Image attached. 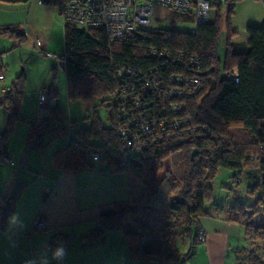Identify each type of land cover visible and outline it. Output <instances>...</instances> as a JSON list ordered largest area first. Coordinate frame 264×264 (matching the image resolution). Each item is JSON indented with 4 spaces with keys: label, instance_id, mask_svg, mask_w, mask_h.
Masks as SVG:
<instances>
[{
    "label": "trees",
    "instance_id": "obj_1",
    "mask_svg": "<svg viewBox=\"0 0 264 264\" xmlns=\"http://www.w3.org/2000/svg\"><path fill=\"white\" fill-rule=\"evenodd\" d=\"M238 1L225 0L222 6L212 4L214 16L208 24L194 26L189 18L174 13L182 22L192 23L190 33L137 30L110 46L102 29L63 26L64 51L60 56L64 57L61 70L66 99L69 103L85 104L99 101V107L108 109L110 127L103 128L93 116L88 129L76 132L66 148L52 154V168L75 174L100 165L111 174H124L129 188L138 185L142 189L137 200L116 202L102 211L83 239L96 241L118 231L132 261L186 264L198 244L196 236H192L198 232L196 221L209 215L205 204L211 202V185L217 171L255 166L260 177L248 189L251 194L260 193L254 206L216 205L212 210L216 214L225 211L227 220L241 226L245 249L239 251L246 253V261L239 263L237 258L235 264H264V19L260 26L245 29L246 42H232L236 33L229 29V18ZM221 8L225 9L227 29L223 57L219 59L216 39ZM150 49L158 54L166 50L171 57L181 53L186 60L195 57L198 67L183 68L158 56L151 57ZM4 54L0 53V76L4 71ZM150 69L159 76L195 77L202 81V88L182 101L188 117L184 130L167 142L131 156L118 136L117 75L120 70L148 74ZM24 86L25 78L20 75L0 102V109L7 114L5 131L0 134V164L5 163L4 146L19 120ZM51 88L53 85L47 93L55 94ZM108 100H113L110 107L106 105ZM70 127L72 123L68 124ZM64 136L65 120L58 108L53 107L44 118L28 125L24 147L26 151L42 152L52 139ZM92 148L100 152L93 166L87 155ZM166 161L169 170L163 169ZM27 185L0 198V229ZM150 215L153 226L145 224ZM151 233L155 237L149 239ZM184 237L192 239L187 251L180 253L177 243Z\"/></svg>",
    "mask_w": 264,
    "mask_h": 264
},
{
    "label": "crops",
    "instance_id": "obj_2",
    "mask_svg": "<svg viewBox=\"0 0 264 264\" xmlns=\"http://www.w3.org/2000/svg\"><path fill=\"white\" fill-rule=\"evenodd\" d=\"M63 51V25L55 0H0V53H5L2 56L4 71L0 102L15 78L23 75L21 118L25 117L24 101L29 93L33 96L32 110L35 108L40 114L52 109L57 98L51 91L42 110H38V94L47 89L43 88V81L35 84L32 90L30 72L25 75V71L28 72L26 64L33 59V64L46 66L47 71H44L47 73L51 62L45 54L60 56ZM11 64L13 68L9 69ZM57 70L50 68L52 74ZM35 112L27 121L35 118ZM6 120V112L0 109V134L5 131ZM27 131L28 126L25 130L16 126L4 146V166L9 169V174L3 180L0 178V198L10 196L21 185H28L12 213L19 215L23 227H11L8 219L0 230V264H44L45 257L48 264H57L51 258L53 249L48 247L55 236L66 240L69 247L61 264H154L130 260L125 240L119 232H109L96 241L83 239L94 228L102 211L113 203L126 202L128 196L140 197L142 189L129 188L124 174H111L100 165L75 174L56 171L51 165L53 153H49V167H44V151L36 154L25 150ZM16 137L22 139L17 149L13 147ZM30 189L34 191L29 192ZM52 189H55L54 193L45 194L46 190ZM209 214L196 221V229L205 233V242L196 245L186 264H235L239 249L244 247L241 226L227 220L225 211ZM37 217L46 222L47 228L41 233H30ZM191 239L188 238L189 243Z\"/></svg>",
    "mask_w": 264,
    "mask_h": 264
},
{
    "label": "built area",
    "instance_id": "obj_3",
    "mask_svg": "<svg viewBox=\"0 0 264 264\" xmlns=\"http://www.w3.org/2000/svg\"><path fill=\"white\" fill-rule=\"evenodd\" d=\"M224 2L225 0H55V7L63 26L69 24L79 30L102 29L110 46L131 32L151 30L156 6L185 16L196 26L210 23L214 16L212 4L222 6ZM259 2L264 5V0ZM149 55L172 61L183 68L187 65L190 68L198 67L195 57L186 60L181 53H175L171 57L166 50L158 54L150 49ZM45 56L53 68L63 69L64 57L51 53H46ZM152 71L150 69L148 74H135L130 70H120L117 75L120 84L116 99L120 121L118 136L124 149L130 150L131 156L140 155L148 148L167 142L179 134L180 130H184L188 117L182 101L196 95L202 88V81L195 77L182 74L159 76ZM232 74L236 82L235 70ZM48 98L46 90L39 92V111ZM87 155L91 166L100 158V152L93 148L88 150ZM7 164L10 165V161ZM54 191L55 189L46 190L45 194L50 195ZM46 228V222L37 217L31 225L30 233H41ZM196 242H205L203 231L197 232ZM61 244L66 250L69 249L66 240L56 238L49 241L48 247L55 249Z\"/></svg>",
    "mask_w": 264,
    "mask_h": 264
},
{
    "label": "rangeland",
    "instance_id": "obj_4",
    "mask_svg": "<svg viewBox=\"0 0 264 264\" xmlns=\"http://www.w3.org/2000/svg\"><path fill=\"white\" fill-rule=\"evenodd\" d=\"M263 19H264V7H262V5L259 3V0H240L236 2L233 7L232 15L229 18V29L236 33V35L232 39V42L234 43L246 42L248 37L245 34L244 31L245 28L258 27L261 25ZM211 21H213V18L211 19ZM193 28L194 26L192 25V23L182 22L179 19V17L176 16L171 11L158 6L155 7L154 19L152 22L151 29H154L156 31L170 30L180 33H190V31ZM217 28H218V35L216 39V46L218 51V57L219 59H222L225 49L226 29H227L226 13L224 8L220 9ZM32 62L33 59L28 60L26 64L28 72L25 71V75L30 72V80L33 82V85L31 86L32 90L35 88L34 87L35 84L41 83L43 81L45 83L47 82L46 84L44 83L43 86V88L45 89H48L51 85H53V87L55 88V95L57 98L54 107L58 108V110L63 115V118L65 120V136L61 138L52 139L49 145H47V147L44 148L43 150L44 151L43 163L45 165L44 167H49V163H50L49 153L52 154L55 153L56 151H60L66 148L68 141L75 139L76 132H78L79 130L88 129L93 116L94 118L96 117L97 119L100 120L103 128L105 129L109 128L110 123L108 121V109L99 107L98 104L100 102L97 100L89 104L80 103L77 101L69 103L66 99L64 73L59 70L60 68H58L55 74H52L50 71L52 65L50 64L47 75V73L44 71V70L47 71L46 66H43L39 63L33 64ZM12 68L13 65L11 64L9 69ZM29 94L24 101L25 103L23 108V115H25V117L21 118L22 114L19 115V120L16 123L14 130L16 126H20V128L25 130L29 123H32V121L35 122L37 120H40L47 115V112L45 111H42L39 114L37 111L35 112L34 110L35 108L33 110L31 109L33 96H29ZM95 105L97 106L94 108V111L92 113L93 106ZM106 105L108 106L113 105V100H108V102H106ZM34 112H35V118H33V120L27 121L29 117L31 118V116H33ZM69 123H72V127H70V129L68 128ZM21 141L18 139V137H16L15 141H13V147L15 149L19 148V144L21 143ZM96 144L100 145L101 142H97ZM32 152L36 154L41 153L38 151H32ZM168 164H169L168 161L163 163L164 170H169ZM8 174H9V169L5 167L3 163L0 164L1 180L5 179L8 176ZM259 177H260V173L255 166L245 168V166L242 165L241 168L234 170L219 169L211 185V192H212L211 202L205 204V210L213 214L212 206H216V205L232 207L234 205L241 204L242 206L245 207H253L255 202L260 197V193L255 192L254 194H251L248 191V189L258 181ZM132 187L141 188L138 185H134ZM32 191L34 190L30 189L29 192ZM138 198H134L133 195L131 197L128 196L127 201L137 200ZM246 211L249 210L246 209ZM137 215H139V213H137ZM145 221H146L145 224L147 225L153 226L154 224L151 215L147 217ZM193 231L194 228H192V233ZM112 232H118V231H112ZM154 237L155 234L151 233V235L148 238L152 239ZM242 242H243V238H242ZM246 245L248 246V244ZM188 247H189V241L187 237L182 238L177 243V250L180 253H185ZM245 254L246 253L239 251L238 254L239 263H244L246 261Z\"/></svg>",
    "mask_w": 264,
    "mask_h": 264
},
{
    "label": "clouds",
    "instance_id": "obj_5",
    "mask_svg": "<svg viewBox=\"0 0 264 264\" xmlns=\"http://www.w3.org/2000/svg\"><path fill=\"white\" fill-rule=\"evenodd\" d=\"M9 225L11 227H23V222L21 221L18 214H13L9 217ZM67 255L65 247L61 244L57 246L55 249L51 252V258L55 261H57V264H61V262L64 260L65 256ZM44 264H48L47 258H44Z\"/></svg>",
    "mask_w": 264,
    "mask_h": 264
}]
</instances>
